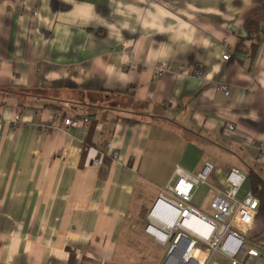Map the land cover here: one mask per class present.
I'll return each mask as SVG.
<instances>
[{
    "label": "crops",
    "instance_id": "1",
    "mask_svg": "<svg viewBox=\"0 0 264 264\" xmlns=\"http://www.w3.org/2000/svg\"><path fill=\"white\" fill-rule=\"evenodd\" d=\"M248 19L252 57L234 49ZM261 142L264 0H0V264H162L167 246L135 221L174 167L264 180ZM107 143L117 159L93 166Z\"/></svg>",
    "mask_w": 264,
    "mask_h": 264
},
{
    "label": "built area",
    "instance_id": "2",
    "mask_svg": "<svg viewBox=\"0 0 264 264\" xmlns=\"http://www.w3.org/2000/svg\"><path fill=\"white\" fill-rule=\"evenodd\" d=\"M227 60L229 54L222 56ZM170 70L169 65L154 67V75L160 77ZM200 74V71H196ZM217 89L225 96L230 86L219 84ZM18 116L13 125H17ZM87 118L63 119L64 126L86 125ZM232 128V124H229ZM119 155L117 148L107 143L91 160L99 167L102 157L115 161ZM256 162L264 160V142L257 146ZM215 172L210 162H205L199 172H189L175 166L169 181L159 188L148 214L145 232L160 245L167 246L162 264H221L212 260L213 254L227 259V264H264V240H248V232L253 229L258 208V199L250 191L238 196L246 175L236 167H229L218 180L209 182ZM208 185L212 197L206 211L191 204L194 192L200 185ZM199 250L202 256L196 257Z\"/></svg>",
    "mask_w": 264,
    "mask_h": 264
},
{
    "label": "trees",
    "instance_id": "3",
    "mask_svg": "<svg viewBox=\"0 0 264 264\" xmlns=\"http://www.w3.org/2000/svg\"><path fill=\"white\" fill-rule=\"evenodd\" d=\"M243 27L247 32V36L239 38L234 49L239 52L247 49V51H249L250 57H252L259 44V41L262 38V32L260 31L257 22L251 19L246 20L243 24ZM245 39L250 40L248 47H245L244 45ZM101 175H103V173H101ZM246 181H248V191H250L251 194L258 199V208L255 220L261 221L264 224V180L261 179L255 172L250 171L246 177ZM257 239L260 240L258 237L253 240Z\"/></svg>",
    "mask_w": 264,
    "mask_h": 264
},
{
    "label": "rangeland",
    "instance_id": "4",
    "mask_svg": "<svg viewBox=\"0 0 264 264\" xmlns=\"http://www.w3.org/2000/svg\"><path fill=\"white\" fill-rule=\"evenodd\" d=\"M249 190V188H248V181H245L244 183H243V185L241 186V189H240V194L239 195H241L243 192H246V191H248ZM144 216H143V221L144 222H137V221H135V223H137V224H139V223H141L142 225H144V226H146V224H147V217H146V219H145V215H147V212H144V214H143ZM145 220H146V222H145ZM259 241H263L260 237H259ZM248 240H253V239H248ZM255 241H258V240H255Z\"/></svg>",
    "mask_w": 264,
    "mask_h": 264
},
{
    "label": "bare ground",
    "instance_id": "5",
    "mask_svg": "<svg viewBox=\"0 0 264 264\" xmlns=\"http://www.w3.org/2000/svg\"><path fill=\"white\" fill-rule=\"evenodd\" d=\"M196 257L202 256V253L199 250L194 251Z\"/></svg>",
    "mask_w": 264,
    "mask_h": 264
}]
</instances>
